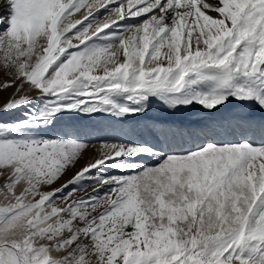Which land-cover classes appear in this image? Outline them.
I'll list each match as a JSON object with an SVG mask.
<instances>
[{
  "label": "snow or ice",
  "instance_id": "1",
  "mask_svg": "<svg viewBox=\"0 0 264 264\" xmlns=\"http://www.w3.org/2000/svg\"><path fill=\"white\" fill-rule=\"evenodd\" d=\"M0 9V264H264V0Z\"/></svg>",
  "mask_w": 264,
  "mask_h": 264
},
{
  "label": "rangeland",
  "instance_id": "2",
  "mask_svg": "<svg viewBox=\"0 0 264 264\" xmlns=\"http://www.w3.org/2000/svg\"><path fill=\"white\" fill-rule=\"evenodd\" d=\"M0 15L6 16L7 15V10L6 9H0ZM79 15V14H77ZM133 21H128V23H131ZM3 25H0V30L3 29ZM10 80L9 75L4 71L3 67L0 66V108H2L7 102H9L10 99L13 98H19L20 96H23L25 94L30 95L31 97H36L38 95L37 92H27V85H25V90L20 91L17 93V85H13L12 87L4 88L3 85ZM24 111V109H20L16 112H11V113H0V122H12L16 119H18L21 115V113ZM182 113V112H181ZM190 115H194V112H187ZM82 124L92 127V128H97V129H107L110 127H116V128H130L136 125L137 121L135 120H130L121 125L117 121L106 118V117H97L95 120H85L81 122ZM87 139L97 142V141H102V140H116L120 139V137L113 136V135H108L104 131H99L97 132L96 135L87 137ZM99 156V143H96V147L87 151L84 155V158L77 164L76 168H74L71 172H69L64 178L60 181V184L65 183L68 179H70L76 171H78L80 168L85 166L91 159L97 158ZM3 181L0 180V183ZM57 186H60L59 184ZM92 188L89 187L86 192H81L79 195L84 196L87 195L88 193L92 192Z\"/></svg>",
  "mask_w": 264,
  "mask_h": 264
},
{
  "label": "bare ground",
  "instance_id": "3",
  "mask_svg": "<svg viewBox=\"0 0 264 264\" xmlns=\"http://www.w3.org/2000/svg\"><path fill=\"white\" fill-rule=\"evenodd\" d=\"M232 109H226L222 114H228ZM194 115H190L187 112L178 113L179 117L184 118L186 121L191 122L193 124L200 123L208 118V114L199 110H193ZM166 112L160 108V106L154 105L152 111L148 114V117L152 120H159L161 118L166 117Z\"/></svg>",
  "mask_w": 264,
  "mask_h": 264
}]
</instances>
